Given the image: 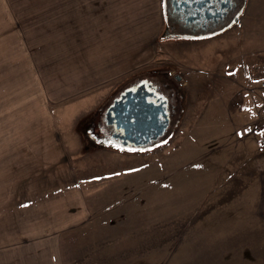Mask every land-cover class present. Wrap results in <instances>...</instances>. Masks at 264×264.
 <instances>
[{"label": "rangeland", "instance_id": "obj_1", "mask_svg": "<svg viewBox=\"0 0 264 264\" xmlns=\"http://www.w3.org/2000/svg\"><path fill=\"white\" fill-rule=\"evenodd\" d=\"M38 1L0 0V264H264V155L244 161L260 117L229 134L208 132L206 146H190L194 155L192 131L179 141L173 125L159 141L124 147L105 121L113 98L140 78L157 87L171 119L196 106L203 80L194 91L182 84L178 61L212 53L213 65L260 47L264 0H248L240 39L212 41L200 57L198 41H160L151 65L129 68L87 101L80 95L110 68L64 67L61 51L34 49L52 40L36 33L47 16ZM204 156L198 173L208 183L194 171Z\"/></svg>", "mask_w": 264, "mask_h": 264}, {"label": "crops", "instance_id": "obj_2", "mask_svg": "<svg viewBox=\"0 0 264 264\" xmlns=\"http://www.w3.org/2000/svg\"><path fill=\"white\" fill-rule=\"evenodd\" d=\"M247 3L248 0H246L245 10ZM38 5L41 8L40 11H47V16L45 21L37 18L38 22L36 21L35 25L42 28L38 29L36 33L50 35V40H52L34 42V49L61 51L64 67L78 64L79 66L96 65L110 68V72H104L93 81L97 86L94 92H89L90 94L84 97L80 95L81 99L85 98L86 101L88 97L92 95L94 97L100 91V85L114 81L115 77L129 68L151 65V61L156 55L157 44L161 42L172 44V42L182 39L183 41L180 42L184 46L198 41L192 47L199 51L197 55L200 57L202 52H209L212 41L219 40L218 44L222 47L227 39L232 38L233 41V38H241V34L235 32V29L231 34L228 33L231 31L229 30L215 37L189 39L190 41L194 40L192 42H187L184 38L178 39L171 33L170 36H167V25L171 24L166 12L167 0H39ZM245 10L244 12H246ZM168 37L170 40L167 39ZM238 50V55L241 56L238 60L236 55L227 59L222 57L219 58L217 64L215 61L213 65H208V58L212 53H208L204 60L188 59L183 62L182 59L183 61H178V65L184 70V75L180 73L182 84L189 85L194 91L191 85L197 83L200 78L203 80V88L200 89L202 96L200 101H196L194 104L197 107H191L189 110H185L183 106L179 107L174 118L171 119L170 114L168 122L169 129L173 125L180 129L182 135H180L179 141H183L185 134L192 131L189 135L190 142L187 143L189 154L194 155L198 151L193 148L191 152L190 146L207 145L206 141L210 137L208 132L212 135L216 133L219 135L226 128L225 131L229 134L234 128L239 127L237 125L239 122L240 127L245 129L262 115L264 87L251 84L249 80L252 77L251 73L255 71L263 73L264 43L260 44V47H250V49L243 47ZM223 67H225V71H222ZM215 69H217L216 72ZM197 73L198 76H196ZM206 74L213 76L209 78L205 76ZM138 81H141V78ZM205 86L208 88L205 89ZM180 91V98L183 100L185 98L184 91ZM99 95L101 96V94ZM206 98L210 100H204ZM211 100L213 102H210ZM207 107L210 111H207ZM196 116L197 118H195ZM244 120L247 121L246 124H244ZM182 130L187 132L184 134ZM201 134H204V137ZM253 136L247 143L248 149L245 150L244 161L259 158L256 157L258 145L255 136ZM63 139L66 145L71 142V137L68 138L67 134ZM94 139L97 137L95 136ZM113 149L115 150V148H111V150ZM228 155L230 156V151ZM225 156L227 155L224 153L222 160H230L228 156L226 158ZM196 161L198 162L195 167L198 169L194 167V171L197 173L200 183L207 182L209 176L198 173L205 169L203 163L207 161L206 157ZM254 175L261 178L259 174ZM207 183L206 187H208ZM83 196L85 193H81L82 199Z\"/></svg>", "mask_w": 264, "mask_h": 264}, {"label": "flooded vegetation", "instance_id": "obj_3", "mask_svg": "<svg viewBox=\"0 0 264 264\" xmlns=\"http://www.w3.org/2000/svg\"><path fill=\"white\" fill-rule=\"evenodd\" d=\"M245 5L246 0H167L166 12L171 23L167 25V36L171 33L178 39H205L239 28L242 25L240 21ZM150 89L157 92L156 86L150 85ZM180 92L178 90V93ZM172 94H175V91L170 95ZM170 105L175 107L174 103ZM90 123L92 122H88L86 127H89ZM111 127L114 130L112 136L121 135L120 129H116L114 125ZM93 136L91 140H95Z\"/></svg>", "mask_w": 264, "mask_h": 264}, {"label": "water", "instance_id": "obj_4", "mask_svg": "<svg viewBox=\"0 0 264 264\" xmlns=\"http://www.w3.org/2000/svg\"><path fill=\"white\" fill-rule=\"evenodd\" d=\"M165 105L164 99L150 90V84L141 82L113 101L106 110L105 121L122 131L119 136L113 135L122 145H141L165 132L168 124Z\"/></svg>", "mask_w": 264, "mask_h": 264}, {"label": "built area", "instance_id": "obj_5", "mask_svg": "<svg viewBox=\"0 0 264 264\" xmlns=\"http://www.w3.org/2000/svg\"><path fill=\"white\" fill-rule=\"evenodd\" d=\"M262 74H255L251 78V83L264 87V69ZM253 132L258 136V143L262 149H264V109L263 114L259 118L258 122L253 126ZM264 153V150H263Z\"/></svg>", "mask_w": 264, "mask_h": 264}]
</instances>
